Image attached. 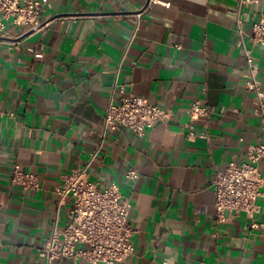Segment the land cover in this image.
I'll return each instance as SVG.
<instances>
[{
	"label": "crops",
	"instance_id": "0c3cea01",
	"mask_svg": "<svg viewBox=\"0 0 264 264\" xmlns=\"http://www.w3.org/2000/svg\"><path fill=\"white\" fill-rule=\"evenodd\" d=\"M40 1V31L22 34L6 21L0 37V264H48L40 247L65 227L74 201L59 204L55 188L85 166L98 186L115 182L131 201L134 252L121 264H264V194L258 227L244 212L215 220L217 171L248 162L264 136L236 45L239 0ZM241 16L264 90V45L250 38L264 0ZM115 85L118 95L135 93L168 115L144 135L126 128L104 135ZM196 100L212 114L191 137ZM15 163L38 176L39 189L12 184ZM130 167L135 179L126 176ZM258 167L264 173V159Z\"/></svg>",
	"mask_w": 264,
	"mask_h": 264
},
{
	"label": "built area",
	"instance_id": "2783aa9c",
	"mask_svg": "<svg viewBox=\"0 0 264 264\" xmlns=\"http://www.w3.org/2000/svg\"><path fill=\"white\" fill-rule=\"evenodd\" d=\"M253 1L257 0H239L233 13L236 21V45L242 50L248 69L245 86L255 95L256 109L262 119L264 132V90L259 78V63L253 50L247 45V32L241 16L243 7ZM150 3L169 5L165 0H150ZM45 6L46 2L40 0H0V37L6 36V21L21 26L22 34L40 31ZM137 17L139 20L141 14H137ZM250 38L253 43L264 45V16L252 22ZM131 43L132 39L125 48L121 63L127 58ZM119 92L120 95L117 94L115 85L105 116L104 135L123 128L137 135H144L168 115L167 110L156 102L135 93H126L122 89ZM211 114V108L200 101L191 103L187 124L191 137L195 135V124L202 119H209ZM262 159L264 136L262 141L251 147L248 162L239 164L231 161L224 169L217 171L212 181L216 223L228 222L244 212L253 220L251 227H258L253 218L260 211L258 198L264 194V173L258 167ZM126 176L135 179L138 172L130 167ZM12 184L21 185L26 190L40 188L38 176L23 171L18 163L13 166ZM55 193L59 204H64L69 196L74 201L65 227H55L40 247V255L48 264L61 258L85 260L93 264H121L133 254L131 236L134 230L128 223L132 204L124 197L118 184L112 182L105 187L98 186L89 178L88 167L85 166L64 175L62 183L55 188Z\"/></svg>",
	"mask_w": 264,
	"mask_h": 264
}]
</instances>
